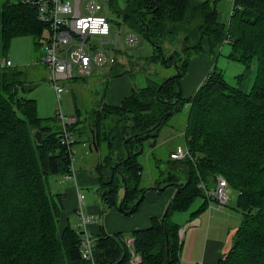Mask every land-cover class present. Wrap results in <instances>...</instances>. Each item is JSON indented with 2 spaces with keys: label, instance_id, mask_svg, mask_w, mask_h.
Listing matches in <instances>:
<instances>
[{
  "label": "trees",
  "instance_id": "1",
  "mask_svg": "<svg viewBox=\"0 0 264 264\" xmlns=\"http://www.w3.org/2000/svg\"><path fill=\"white\" fill-rule=\"evenodd\" d=\"M219 1L127 0L124 21L154 46L150 61L162 62L164 56V63L169 64L176 58L180 75L166 83L168 77L159 81L148 78L144 87L133 89L120 105L99 104L92 109L95 121H87L93 131L89 143L94 134L98 151L103 143L108 146L107 155L95 168L105 193L102 202L110 210L131 216L139 211L147 192H164L141 185L144 142L155 138L152 133L172 113L189 106L184 145L193 160L178 162L169 156V161L186 167L184 179L171 171L166 175L160 160L155 166L160 177L156 188L179 184L177 199L163 222V216L152 217L150 227L129 234L135 252L142 257L141 264H167L165 232L169 264L179 263L183 241L172 215L190 210L197 199L204 198L199 184L215 186L217 175L238 191L243 216L233 246L217 264H264V0H234L228 25L218 20ZM48 33L31 4L8 0L0 6V58H7L14 37L28 35L43 46ZM178 44L181 49L176 47L170 53L175 57L167 60L166 45ZM226 45V58L246 69L251 68L253 58H259L251 91L246 93L239 84H229L215 63L195 96L185 98L182 79L192 59L205 53L206 46L217 58ZM27 86L21 71L0 65V264H5L9 255L15 264H130L127 236L121 232L109 235L102 231L93 262L82 257L81 238L69 222L61 238L55 236L65 195L50 192L49 178L68 175L70 161L58 139L61 126L56 116L39 118L36 101L26 97L32 89ZM177 100L180 106L170 104ZM80 115L78 110L77 118ZM158 123L155 130L147 132ZM38 131L42 144L34 137ZM106 169L112 171L110 178L103 174ZM121 177L127 193L120 200L119 192L124 188ZM144 192L143 201L136 205ZM207 207L205 202L198 212Z\"/></svg>",
  "mask_w": 264,
  "mask_h": 264
},
{
  "label": "rangeland",
  "instance_id": "2",
  "mask_svg": "<svg viewBox=\"0 0 264 264\" xmlns=\"http://www.w3.org/2000/svg\"><path fill=\"white\" fill-rule=\"evenodd\" d=\"M6 1L8 0H0V6ZM10 1L17 3L20 0ZM23 1L30 2L32 0ZM97 1L104 5L102 0ZM224 2H228L230 4L231 11L234 10V0L219 1V3ZM126 6L127 0H112L111 2H106L105 9L101 13L105 14L110 19V35L104 37L103 39L100 37H93L91 40L92 45L106 49L108 56L116 55L117 63L115 68L110 71L109 68L106 67L94 66L91 74L87 76L80 74L77 67H75L73 80L59 82V84L63 85L66 89V92L62 97V107L64 113L68 116H76L77 111L79 110L81 114V117L78 118L79 122L75 125L74 130L76 138V145L74 147L76 152L74 162L75 171L77 174L84 172L86 177L90 180H96V178H98L97 175L96 178L92 177L90 173L94 170L100 160L107 155L108 146L107 143H103L99 151L90 152V146L92 143H89V141L92 137L93 131L88 127L87 121H95V118H92V109L96 108L101 103L109 101L107 96H105L107 86L108 94V92L110 93L112 91L113 80L126 78L127 82L130 80L132 89H137L144 87L148 78H154L159 81L177 73L175 68H169L163 60L158 63L150 61V58L154 54V46L143 35L136 31L131 23L124 21L123 15L126 10ZM240 34H242V31H240ZM131 35H134L138 40L135 46H130L127 43V38ZM102 41H107L109 43L103 45ZM176 47L180 50L182 46L181 44L176 46L166 45L164 51L167 56V60L170 59L172 56L170 53L174 51ZM228 51L229 47L226 45L222 48V54L219 57L216 58L214 56L215 58H213V56H210V64L203 62L200 63L201 66L198 67L199 63H197L190 68L183 79V91L186 97L194 94L195 89L204 79V76L206 77L209 73V66L214 67L215 63L217 68L223 71L229 84L233 86H237V84H239L240 89L244 92L249 93L251 91L255 77H257L259 58H253L254 60L250 66L251 68L246 69L244 65L227 59L226 55L228 54ZM43 55L44 49L42 45H37L34 39L28 35H18L12 39L7 58H0V65L3 61L9 58L13 63V68L23 73L24 82L29 86V88H32L31 91L26 94V97L36 101L37 115L39 118L47 119L56 116L58 102L55 91L49 82V71L46 65L42 62ZM193 59H195V57ZM207 59L209 60V58ZM239 76H242L241 81ZM126 93H130V88L127 89ZM188 113L189 106L172 113L164 124L157 131L152 133L155 135V138H151L150 140L144 142L145 153L140 157V161L144 167L142 171V187H147V189L149 187L154 188L156 187V180H160L159 171L155 167L157 160L162 161V170L166 173V175L169 171H171L174 174H177V176L181 179H184L182 173L186 167L169 161V156L170 153H173L171 152L172 150L178 149L180 146H184L185 144L184 132L187 125ZM154 142L157 144L155 147H152ZM84 157L89 158L86 164L82 163V158ZM77 185V194L74 195L69 190V195L67 197V205L70 209L67 216L69 218L71 228L76 232L83 230L79 226L80 218L77 211L74 212L77 207V210L82 209L87 215L89 214V209L97 210L98 208V211L101 210V215L97 214L92 216L95 223H102L103 227H107V232L112 231L108 228L107 224H110V226L114 223L119 225V221L107 217V215L112 214L111 212H118L120 216H123L124 218L126 217L125 219H129L128 217L130 216L124 215L116 210H110L102 202L101 197L97 193V190L100 187L99 184L94 185L90 182L87 185H81L78 183ZM70 186H74L75 188L76 181L66 180L65 175H54L49 178V189L55 196L58 194L63 196L66 195V190ZM212 187L213 185H210V188ZM168 189L171 190L173 188L169 187ZM153 192L161 195L165 193V191L163 193H158L157 191ZM124 194L125 189H120V200L123 199ZM228 194L230 200L228 202V206L223 209L235 207L234 209L237 212L239 211L238 214L242 215V212L238 208V191L233 187H229ZM79 196H82L81 201L79 200ZM201 200V198L197 199L193 204V208H195ZM80 204L82 205L81 207ZM187 214H189L187 211L177 212L172 215V220L180 225H184L186 219H188ZM66 225V219L62 214L59 222L57 223L56 237L61 238ZM122 226L125 227L126 223H123ZM115 231L117 230L115 229ZM122 233L128 234L127 232ZM234 235L235 233L232 234L231 232L229 236V239H231V247L234 244ZM231 247L227 249L226 254L229 253ZM5 264H15L12 255H9Z\"/></svg>",
  "mask_w": 264,
  "mask_h": 264
},
{
  "label": "built area",
  "instance_id": "3",
  "mask_svg": "<svg viewBox=\"0 0 264 264\" xmlns=\"http://www.w3.org/2000/svg\"><path fill=\"white\" fill-rule=\"evenodd\" d=\"M104 5L97 0H32L25 2L37 9L38 20L49 28V33L43 44L44 55L42 62L49 71V82L57 96L58 108L56 118L60 123L61 130L58 139L63 148L66 149L70 161L69 174L66 180L75 178V145L76 138L71 129L78 123L77 116H68L62 107V97L66 92L60 81L74 79V68L82 75H90L93 67L112 68L116 62V55L108 56L106 49L92 45L93 37L103 39L110 35V19L103 13L105 3L112 0H102ZM138 40L134 35L127 38L130 46H135ZM103 45L109 43L102 41ZM2 67H13L12 61L8 58L1 64ZM174 161L193 160L192 154L186 145L180 146L170 155ZM229 182L222 175L216 176V183L213 188L207 187L204 183L199 184L208 200L209 208L215 204L224 208L230 200L228 194ZM80 218L78 232L81 238V254L87 261H94V247L97 238L88 232V225L91 217L82 209L77 210ZM134 239L126 237L127 245L131 252L130 264H141L142 257L137 254L133 246Z\"/></svg>",
  "mask_w": 264,
  "mask_h": 264
},
{
  "label": "crops",
  "instance_id": "4",
  "mask_svg": "<svg viewBox=\"0 0 264 264\" xmlns=\"http://www.w3.org/2000/svg\"><path fill=\"white\" fill-rule=\"evenodd\" d=\"M23 1V0H22ZM218 8V20L220 23L224 25H228L230 22V18L232 16L231 7L228 2L219 3L217 5ZM212 55L208 52V48L206 46V52L202 53L195 57V59H192L187 72L190 70V68L199 63L198 67H200V63L207 62L211 60ZM209 58V60L207 59ZM193 63V64H192ZM211 68V69H210ZM212 66H209V73L212 70ZM109 70H113L112 68H109ZM208 73V74H209ZM204 76V79L201 81V83L198 85V87L195 89V92L193 95L185 98H191L195 96L197 93L200 85L204 82V80L207 78ZM184 79V78H183ZM182 79V88L184 89V81ZM130 88V93L127 94V89ZM108 90V86H107ZM107 90L105 93V96L109 99L108 103L110 105H120L122 100L129 96L132 93V87L130 84V80L126 78L121 79H115L112 82V91L107 94ZM248 93V92H246ZM179 147V146H178ZM176 150V149H175ZM175 150H172L171 152H174ZM94 152V151H93ZM88 157L82 158V163L86 164ZM101 161V160H100ZM99 164V163H98ZM97 164V165H98ZM96 168V167H95ZM92 170L90 175L94 178H96V169ZM103 174L105 177L110 178L112 176V171L110 170H104ZM98 176V175H97ZM76 181V186H70L66 190V195L63 200V206H64V213L63 216L66 219V222H69L68 218V212L70 209L68 208V195L69 190L72 192V194L76 195L78 192V184L81 185H87L88 183L92 182V184L100 185V180L96 178V180L86 177L84 172H81L79 174H75V178L73 179ZM152 186V185H151ZM214 187V186H213ZM212 187V188H213ZM150 187L148 188V190ZM154 190H151L146 193V198L142 206L140 207L139 211L136 214L131 215L128 217L129 219H125L123 216H120L118 212H111L112 214L107 215V217L115 219L116 221H119V225H116L115 223L112 226L110 224H107L108 228L112 230L111 232H107V227H103L102 223H95V220L92 215H101V210L98 211L95 209H89V216L91 217V223L88 225V232L94 236L95 238H99L102 231L105 233L112 235L115 232H127L128 234H125L127 237H129V234L135 230V229H145L151 226V218L157 217L161 218L164 215V212L169 204V202L172 200L173 196L175 195V189H167L165 190V193L163 195L157 194L156 192H153ZM170 191V192H169ZM202 200L198 202L197 206L195 208L192 207L190 210L187 211V218L184 225H180V237L183 241L182 248L180 252V261L178 264H217L218 260L226 254L227 249L231 247V239H229L230 233H235L236 230L240 227L242 223L243 216L238 214V212L234 208L230 209H223L217 207L214 203L211 204V209L208 207L204 209L203 211L198 210L202 207V205L207 202V198H201ZM79 200H82V196H79ZM196 202V201H195ZM194 202V203H195ZM82 205L80 204V207ZM228 206V205H227ZM226 206V207H227ZM77 207V206H76ZM75 208V207H74ZM78 208V207H77ZM77 208H75L74 212L77 211ZM66 212V214H65ZM198 212L194 217L192 215L194 213ZM178 220V219H177ZM129 221V222H126ZM126 223V226L123 227L122 224ZM176 223V222H175ZM106 226V224H105ZM115 229L117 231H115ZM124 234V233H123ZM229 245V246H228Z\"/></svg>",
  "mask_w": 264,
  "mask_h": 264
},
{
  "label": "water",
  "instance_id": "5",
  "mask_svg": "<svg viewBox=\"0 0 264 264\" xmlns=\"http://www.w3.org/2000/svg\"><path fill=\"white\" fill-rule=\"evenodd\" d=\"M148 38H149V37H148ZM174 57H175V56L172 55V56L170 57V59H173ZM162 60L165 61V57H164V56H162ZM167 66H168L169 68H175V70L177 71V73L174 74V75H172V76H170V77H168V79L165 80L164 83H166L167 81H169V80H171V79H174V78H176L177 76L180 75V71H178V63H177L176 58H174V60H173L172 63L170 62L169 64H167ZM157 98H158V96H157ZM170 104H171V105L179 104V106H180L179 100H177L176 102L170 103ZM159 125H160V123H158L156 126H154L153 128H151V129L148 130L147 132H151V131L155 130ZM138 135H140V134H138ZM135 136H137V135H135ZM135 136H133V137H135ZM34 137H35V139L37 140V142H38L39 144H42V140H43V138H42V134H41V132L38 131V132L34 133ZM133 137L128 138V139L125 141L124 145H126V143H127L129 140H131ZM93 151H98V147H97L96 142H95V140H94V134H93L92 145L90 146V152H93ZM127 154H128V157H129V154H130V153H129L128 150H127ZM118 165H119V164H117V166H118ZM121 179H122V181L124 182V189H125L124 199H125V195H126V193H127L126 181H125V178H124V177H121ZM168 187H176V188H177V191H176L175 195L173 196L172 200L169 202V204H168V206H167V208H166V210H165V212H164V215H163V218H162V222L164 221V218L168 215V213H169V211H170V208H171V205L176 201L177 196H178V193H179V191H180V188H179V184H177V183L168 184V185H166V186H164V187H161V188H156V187H154L156 190H161V191H165ZM97 193L99 194L100 197L102 196V194L105 195V193H102V192H101V188H100V187H99V189L97 190ZM145 193H146V192H144V193L142 194L141 198L138 200V202L136 203V205L140 204V203L143 201V199H144V197H145ZM122 204H123V202L119 205V209H120V210H122ZM165 234H166L167 264H169V259H170L169 237H168V233H167V232H165Z\"/></svg>",
  "mask_w": 264,
  "mask_h": 264
}]
</instances>
